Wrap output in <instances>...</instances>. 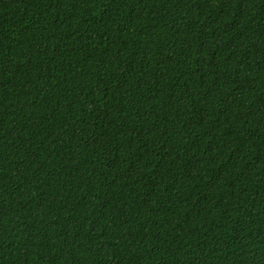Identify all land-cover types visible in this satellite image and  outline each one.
Listing matches in <instances>:
<instances>
[{
    "label": "trees",
    "instance_id": "1",
    "mask_svg": "<svg viewBox=\"0 0 264 264\" xmlns=\"http://www.w3.org/2000/svg\"><path fill=\"white\" fill-rule=\"evenodd\" d=\"M0 264H264V0H0Z\"/></svg>",
    "mask_w": 264,
    "mask_h": 264
}]
</instances>
